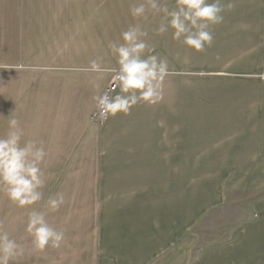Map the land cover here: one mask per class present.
Segmentation results:
<instances>
[{
    "label": "crops",
    "instance_id": "1",
    "mask_svg": "<svg viewBox=\"0 0 264 264\" xmlns=\"http://www.w3.org/2000/svg\"><path fill=\"white\" fill-rule=\"evenodd\" d=\"M221 2L233 7L210 26L211 46L196 51L173 39L170 27L156 32L166 23L162 12L131 15L148 0H16L14 54L0 59V119L16 117L21 124L24 104H89L92 111L109 76L86 69L93 60L118 68L109 45L123 44L121 34L130 26L146 30L152 54L168 63L158 103L140 101L129 114L109 115L99 126L95 264H264V197L256 200L253 218L235 223L219 240L202 244L199 232L191 231L231 202L230 191L264 188V82L185 76L235 72L264 57V0ZM167 6L174 8L175 0ZM246 45L255 46L256 58ZM204 81V94L185 104V82ZM216 81L237 90L217 91ZM56 90L61 99L45 100L43 94ZM118 93L119 87L112 95ZM217 102L226 110L211 104ZM212 157L224 160L216 166ZM185 173L217 178H192L197 183L189 198Z\"/></svg>",
    "mask_w": 264,
    "mask_h": 264
},
{
    "label": "rangeland",
    "instance_id": "2",
    "mask_svg": "<svg viewBox=\"0 0 264 264\" xmlns=\"http://www.w3.org/2000/svg\"><path fill=\"white\" fill-rule=\"evenodd\" d=\"M15 11L16 0H0V59L5 60L14 54ZM245 48H253L252 56L255 57L254 45H246ZM250 62L248 67L242 66V69L235 72L195 70L191 74L185 73V76L230 75L261 81L257 74L264 73V57L261 55L257 62L256 59ZM110 75L111 73H108L109 79ZM205 82L209 83L198 82L190 87L185 82V104H191L194 95L204 94L201 90L207 87ZM215 85L219 87L217 91L220 92L235 93L237 90L234 85L222 81H216ZM43 95L45 100L52 101L63 97V93L58 90ZM237 95L243 98L245 93L239 92ZM211 104H216L222 109L227 106L218 102ZM88 105L24 104L23 122L20 124L23 136L20 143L23 146L25 142L35 140L38 145L44 146L47 155L41 169L46 184L43 199L25 207H19L11 202L0 185V230L7 232L10 238L25 248V254L15 262L10 261V264H95L97 136L102 122L94 116L97 104L90 112ZM219 116L222 115H215L217 118H220ZM7 119H0V138H6L10 131L9 124L4 123ZM208 159L215 161L216 166L224 160L221 157ZM210 176L211 173H185V194L189 198L194 194L193 190L197 183H193L194 181L208 183L217 178L209 179ZM58 193L63 195L64 203L58 210L52 211L48 200L55 198ZM229 193L232 194L231 202H223L219 207H215L208 220L205 221L206 217L205 219L203 217L198 229L195 227L191 230L199 232L202 244L225 237L235 223L253 218L257 212L256 200L264 197V188ZM33 210L44 213L49 225L64 233L59 248H53L49 244L43 251L35 250L33 237L25 231L28 214Z\"/></svg>",
    "mask_w": 264,
    "mask_h": 264
},
{
    "label": "clouds",
    "instance_id": "3",
    "mask_svg": "<svg viewBox=\"0 0 264 264\" xmlns=\"http://www.w3.org/2000/svg\"><path fill=\"white\" fill-rule=\"evenodd\" d=\"M176 6L169 9L167 0H148L138 3L130 9L133 17L147 18L149 13H163V20L156 29L158 34L172 28L173 39L196 51H203L205 46H211L213 34L210 26L224 21L225 7L221 0H175ZM123 44L111 43L112 53L118 57L116 68H104L97 60L91 61L86 71L95 73H114L112 92L116 87L120 93L111 95L109 91L97 97L100 115L105 119L118 112L129 114L133 106L140 101L156 104L162 99L163 82L168 75V63L154 53L144 37L147 31L140 26H130L122 34ZM264 80V73L257 74ZM10 131L6 138H0V185L9 200L19 207L31 206L43 199V189L46 181L42 178L41 165L47 152L37 141L29 140L21 146L23 130L20 121L13 117L8 121ZM163 127V124H161ZM64 203L62 194L49 198L48 205L56 211ZM25 231L33 237L35 250L43 251L49 244L59 248L64 233L50 226L45 214L36 210L28 214ZM25 254V248L9 234L0 230V264H10Z\"/></svg>",
    "mask_w": 264,
    "mask_h": 264
},
{
    "label": "built area",
    "instance_id": "4",
    "mask_svg": "<svg viewBox=\"0 0 264 264\" xmlns=\"http://www.w3.org/2000/svg\"><path fill=\"white\" fill-rule=\"evenodd\" d=\"M114 75V73H111V75H110V79L108 80V82H107V84L105 85V88H104V91L103 92H105V91H109L110 93H111V95L115 92H112L111 90H112V88H113V84H114V81H113V79H112V76ZM117 88V87H116ZM116 88H115V90H116ZM94 116L97 118V120H99L100 122H102V121H104L105 120V118L104 117H102L101 115H100V110H99V108H98V105H97V107H96V111H95V114H94Z\"/></svg>",
    "mask_w": 264,
    "mask_h": 264
}]
</instances>
